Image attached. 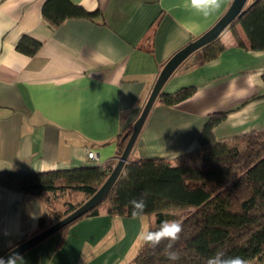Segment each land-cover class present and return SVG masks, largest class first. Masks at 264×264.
Here are the masks:
<instances>
[{
  "label": "crops",
  "instance_id": "1",
  "mask_svg": "<svg viewBox=\"0 0 264 264\" xmlns=\"http://www.w3.org/2000/svg\"><path fill=\"white\" fill-rule=\"evenodd\" d=\"M69 1L97 17L52 28L42 14L46 0H0V174L70 171L117 159L120 136L132 131L165 64L215 26L234 0L206 19L185 0ZM23 37L41 44L35 55L17 50ZM218 42L225 50L217 59L195 67L191 56L169 79L167 94L189 86L195 93L173 107L156 101L129 161L171 163L196 152L209 117L228 110L237 109L214 129L217 141L264 130V98L255 99L264 95V51L250 50L239 24ZM88 151L99 160H89ZM51 197L0 186V257L39 233L40 222L54 224V208L70 203L67 197L56 208ZM110 207L17 264H134L144 244L139 234L153 219L113 216Z\"/></svg>",
  "mask_w": 264,
  "mask_h": 264
},
{
  "label": "trees",
  "instance_id": "2",
  "mask_svg": "<svg viewBox=\"0 0 264 264\" xmlns=\"http://www.w3.org/2000/svg\"><path fill=\"white\" fill-rule=\"evenodd\" d=\"M42 14L52 28H57L70 19L94 20L98 12L88 13L69 0H46ZM238 24L249 39L250 50L263 52L264 0H251L245 15L231 27ZM40 47L39 42L23 37L17 50L33 56ZM224 50L217 40L196 53L193 66L217 59ZM195 89L183 87L174 94L162 93L159 98L164 105L173 107L193 96ZM262 98L264 95L255 99ZM236 110L209 117L196 152L171 163L159 158L129 161L106 201L55 235L62 240L71 226L97 215L106 204H110L113 216L133 218L130 200L147 193L145 213L138 218L153 219L148 229L153 231L164 220H179L182 232L173 249L178 251L179 259H167V241H163L155 249L143 244L134 264H207L208 258L218 251L226 256H240L247 264H264V130L224 141H217L214 135V129ZM130 134L127 130L120 136L117 159ZM117 159L108 164L114 165ZM108 175L98 166L38 174H0V186L36 196L66 193L70 203L63 211L51 213L57 223L92 197ZM170 209L186 216L175 219L169 214ZM46 228L40 222L39 232Z\"/></svg>",
  "mask_w": 264,
  "mask_h": 264
},
{
  "label": "water",
  "instance_id": "3",
  "mask_svg": "<svg viewBox=\"0 0 264 264\" xmlns=\"http://www.w3.org/2000/svg\"><path fill=\"white\" fill-rule=\"evenodd\" d=\"M250 0H234L226 14L213 26L208 32L200 36L198 39L191 42L185 48L176 53L161 70L152 92L141 112L140 117L135 122L132 132L129 136L127 144L125 146L122 155L118 159L114 170L106 179L104 184L99 190L90 197L85 203H83L78 209L70 213L68 216L60 220L59 222L51 225L45 230L35 234L26 241L22 242L8 253L3 258L7 259L11 255H19L20 257L40 245L50 237L57 234L60 230L69 226L79 218L88 214L92 210L98 208L108 198L110 192L121 177L123 170L127 163H129L130 156L134 149V146L139 138V135L149 117L151 110L153 109L156 101L160 97L165 85L172 77V75L179 69V67L188 60L191 56L198 53L205 47L216 42L220 36L234 24L238 19L242 18L246 13V7Z\"/></svg>",
  "mask_w": 264,
  "mask_h": 264
},
{
  "label": "clouds",
  "instance_id": "4",
  "mask_svg": "<svg viewBox=\"0 0 264 264\" xmlns=\"http://www.w3.org/2000/svg\"><path fill=\"white\" fill-rule=\"evenodd\" d=\"M224 0H185V7H189L196 14L203 18H208L218 12L223 5ZM146 196L144 193L139 198L130 200L131 216L133 218L142 217L146 209ZM182 232V224L179 220H164L159 224L156 230H142L139 239L150 247L157 248L163 241H167L165 255L169 261L179 259L178 251L173 250L177 241H179ZM19 255H11L7 259L0 257V264H17ZM207 264H247V261L240 256H226L223 252H217L209 257Z\"/></svg>",
  "mask_w": 264,
  "mask_h": 264
},
{
  "label": "rangeland",
  "instance_id": "5",
  "mask_svg": "<svg viewBox=\"0 0 264 264\" xmlns=\"http://www.w3.org/2000/svg\"><path fill=\"white\" fill-rule=\"evenodd\" d=\"M196 58L194 57V55H193V61L195 60ZM187 63V61L185 62V63H183V65H185ZM182 65V66H183ZM172 80V79H171ZM169 81V82H167V84L165 85V87H164V89H163V92L164 93H166L168 90H169V88H170V85L169 84H172V82L173 81ZM182 81V80H181ZM171 82V83H170ZM132 132V131H131ZM118 163V159H117V162L114 164L115 166H116V164ZM115 166H114V168H115ZM114 170V169H113ZM112 170V171H113ZM112 172H110V173H108L109 175L111 174ZM109 175H108V177H109ZM107 177V178H108ZM106 178V179H107ZM106 181V180H105ZM52 199H50L51 200V202H54V200H55V202H57L56 203V208H60V207H62V206H64V202H66L67 201V195H66V193H64V194H53L52 195V197H51ZM60 199V200H59ZM69 200V199H68ZM54 202V203H55ZM65 207V206H64ZM57 209H55L54 208V211H56ZM63 210V209H62ZM169 211V214L171 215V216H173V217H175V219H178L177 218V216H179V217H181V216H183V217H185L186 216V213H184L183 212V214H182V212L181 211H178V210H176V209H170V210H168ZM154 218V217H153ZM148 221V220H147ZM146 221V222H147ZM51 223H53V222H51ZM55 224V223H54ZM51 225H53V224H51ZM147 231V230H146Z\"/></svg>",
  "mask_w": 264,
  "mask_h": 264
},
{
  "label": "built area",
  "instance_id": "6",
  "mask_svg": "<svg viewBox=\"0 0 264 264\" xmlns=\"http://www.w3.org/2000/svg\"><path fill=\"white\" fill-rule=\"evenodd\" d=\"M87 157L89 160H92V161H98L99 160V156L96 152L94 151H88L87 153ZM114 166L115 165H111V164H105V165H102L100 166L102 168V170L106 173H110L112 172V170L114 169Z\"/></svg>",
  "mask_w": 264,
  "mask_h": 264
},
{
  "label": "bare ground",
  "instance_id": "7",
  "mask_svg": "<svg viewBox=\"0 0 264 264\" xmlns=\"http://www.w3.org/2000/svg\"><path fill=\"white\" fill-rule=\"evenodd\" d=\"M162 94V93H161ZM159 99V98H158ZM130 160V159H129ZM128 164V163H127Z\"/></svg>",
  "mask_w": 264,
  "mask_h": 264
}]
</instances>
